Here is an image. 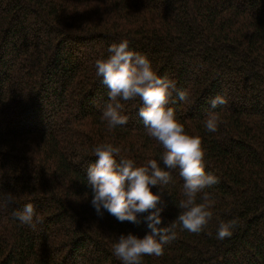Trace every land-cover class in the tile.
Here are the masks:
<instances>
[{
	"label": "trees",
	"instance_id": "16d2710c",
	"mask_svg": "<svg viewBox=\"0 0 264 264\" xmlns=\"http://www.w3.org/2000/svg\"><path fill=\"white\" fill-rule=\"evenodd\" d=\"M124 40L189 93L180 101L174 92L168 107L201 137L205 172L219 181L204 190L214 199L207 227L192 234L177 224L163 255L143 264H264V0H0V264H123L118 238L151 233L150 212L137 223L99 217L87 182L102 143L121 149L117 162L165 167L139 98L120 101L126 125L109 130L101 120L109 88L95 62ZM217 95L227 104L210 109ZM210 110L219 113L215 133L204 127ZM172 176L161 228L186 199L179 169ZM27 203L35 227L13 215ZM231 220L232 235L217 239Z\"/></svg>",
	"mask_w": 264,
	"mask_h": 264
},
{
	"label": "clouds",
	"instance_id": "9594fccd",
	"mask_svg": "<svg viewBox=\"0 0 264 264\" xmlns=\"http://www.w3.org/2000/svg\"><path fill=\"white\" fill-rule=\"evenodd\" d=\"M108 52L107 59L95 62L97 76L103 77L102 82L109 88V100L102 109L101 120L107 122L109 130L126 125L129 117L121 114L123 105L120 101L139 98L143 106L139 108L138 115L147 134L165 149L161 156L165 167L155 159H148L143 166L122 157L117 162L121 149L111 143H102L93 150L98 161L88 167L87 182L91 189V205L99 217H103V210H106L119 222L137 223V214L150 212L146 217L150 234L143 239L132 234L121 235L113 244V254L123 264H143L144 256L163 255L164 246L175 239L173 229L177 224L192 234H200L207 227L213 217L214 199L204 190L219 181L216 176L205 172L201 137L187 134L184 124L176 119L175 110L168 107L174 92L180 101H187L189 93L177 89L176 83L167 76L159 77L145 55L129 49L127 40L113 43ZM226 104V98L217 95L210 101V109ZM218 124L219 113L210 110L204 127L215 133ZM176 169L184 181L183 195L186 199L179 204L183 211L174 222L161 228L158 225L166 207L161 189L173 181L172 172ZM152 187H158L160 194H153ZM200 193H203L200 197L203 202L197 203ZM8 202H14L11 194ZM13 215L24 225L35 227L34 216L36 222H40L32 203H27ZM236 224V220L221 222L217 239L230 237Z\"/></svg>",
	"mask_w": 264,
	"mask_h": 264
}]
</instances>
